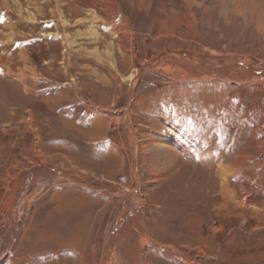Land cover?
<instances>
[{
  "label": "rangeland",
  "instance_id": "374dc122",
  "mask_svg": "<svg viewBox=\"0 0 264 264\" xmlns=\"http://www.w3.org/2000/svg\"><path fill=\"white\" fill-rule=\"evenodd\" d=\"M0 205V264H105L132 210L144 264H264V0H0Z\"/></svg>",
  "mask_w": 264,
  "mask_h": 264
},
{
  "label": "bare ground",
  "instance_id": "6f19581e",
  "mask_svg": "<svg viewBox=\"0 0 264 264\" xmlns=\"http://www.w3.org/2000/svg\"><path fill=\"white\" fill-rule=\"evenodd\" d=\"M69 44V43H68ZM66 47H68V45L66 46ZM68 49V48H67ZM169 52H172L173 54H182V53H180V52H178V51H169ZM163 54H164V52H163ZM163 54H161V57L163 56ZM183 55H185V54H183ZM187 56V55H186ZM187 59H190V60H192L193 62H196L198 65H200V64H202L201 62H197V60L196 59H194L193 57H191V56H187ZM189 61V60H188ZM190 62V61H189ZM245 64V65H244ZM241 63V64H236V65H233L232 67H224V68H222V67H218V66H215V65H213V64H208L207 63V65H206V70H205V74L208 76V77H230L229 75H228V73H234V72H236V73H238L239 72V70H242V69H244V68H248V69H252V67H250V64L249 65H246L247 63ZM148 67V66H147ZM143 68V70L141 71V70H138L137 71V75H135V76H132L131 77V79H130V81L132 82V84H134V82L136 81V79H137V77L138 76H140L141 75V73H143L146 69H148V68ZM150 68V67H149ZM252 71H254V72H256L257 70H251V72ZM258 72V71H257ZM253 74H255V73H253ZM171 76H173V77H177V75H174V74H170ZM247 75V74H246ZM253 77H257V76H253ZM177 78H179V77H177ZM133 86V85H132ZM132 92H133V87H131V90H130V94H132ZM128 117V116H127ZM133 134V133H132ZM136 146V141H134V147ZM134 149V148H133ZM43 168L45 167V166H42ZM220 168V167H219ZM134 171H135V173L137 172V170H136V165L134 164ZM219 171H222L221 169L219 170ZM61 173H63V174H65V175H68L69 177H71V173H66V172H63V171H61ZM36 174H38V173H36ZM74 174V173H73ZM137 174V173H136ZM51 175H53V176H56V175H60V172L57 170V171H53L52 172V174ZM73 178H74V176H73ZM220 181H221V184H222V189H223V191L224 192H226V185H225V180H224V176L221 174L220 175ZM74 180H76V181H79V182H82V183H85L86 185H88V186H92V187H95V188H106L107 187V185H104V182H100V181H94L95 179H90L89 177L88 178H86V177H84V176H80V177H76V178H74ZM95 182L97 183V184H95ZM16 183V182H15ZM12 188V187H11ZM108 188H109V190H110V188H111V190L112 189H114L113 187H111V186H108ZM14 189V188H13ZM11 190L10 192H11V194L10 195H8V197H6V199H5V202H4V204H3V210H5L6 208H8V209H10V213L12 214V215H14L15 216V214H16V209H17V203H18V201H17V199H18V195H19V192H17L16 191V194H15V190ZM107 189V188H106ZM122 190V192H123V189H121ZM222 191V192H223ZM126 192V191H125ZM221 192V193H222ZM13 197H14V200H13ZM247 201V199L246 200H244L243 202H246ZM1 206V205H0ZM2 211V210H1ZM119 221L120 222H123V225H120L119 226V223L120 222H118L117 223V225L115 226V227H113V229H112V231H114L113 232V234H114V236L116 235V234H118V233H120L121 231H122V234H125V233H127V226L128 225H126V222H128L127 224H130V229H129V234L131 235V234H133V240H129V242H128V249L127 250H125L126 251V253H125V255H124V253H122V254H119V252H118V250L117 249H114V250H117L116 252H115V256L112 258V252L109 250V253H108V256H107V261L108 262H110L111 264H121V262H119V261H122L123 262V264H125V262H126V264H144V263H142L141 262V254H142V251H140V249H139V243L142 245L143 244V242H145L146 241V239H145V236H144V234H143V232H141L140 234L138 233L139 232V230H141V229H144V225L141 223V221H140V219H139V217H138V213H137V210H135V212H134V210H132V211H128V214L126 215V216H124V212H122V213H119ZM136 217H138V223H137V228H139L138 230H136L137 228H136V222H133L134 220H136ZM124 218V219H123ZM124 220V221H123ZM132 221V222H131ZM120 230V231H119ZM15 230L14 229H12L11 230V232L13 233ZM118 232V233H117ZM113 234H112V236H113ZM11 235V234H10ZM172 235V234H171ZM117 237V236H116ZM161 237V236H160ZM169 237V236H168ZM4 240V239H3ZM6 240V239H5ZM8 240H11V238L9 239L8 238ZM174 240V239H173ZM132 242H135V244L137 245V246H135ZM119 251H120V249H119ZM121 253V252H120ZM0 257H1V253H0ZM124 257H128L127 259L128 260H126L125 261V258ZM183 259V260H182ZM124 260V261H123ZM183 261V263H185L184 261H186V260H184V258L183 257H181V259H180V261ZM107 262V264H110V263H108ZM187 263V262H186Z\"/></svg>",
  "mask_w": 264,
  "mask_h": 264
},
{
  "label": "water",
  "instance_id": "95a60500",
  "mask_svg": "<svg viewBox=\"0 0 264 264\" xmlns=\"http://www.w3.org/2000/svg\"><path fill=\"white\" fill-rule=\"evenodd\" d=\"M254 70H255V69H254ZM256 73H259V74H260V72H257V71H256ZM259 74H256V75H259ZM129 126H130V124H129ZM130 127H131V126H130ZM31 170H32V169H30V170H28V171H31ZM27 174H28L27 176H30V177L33 175L31 172H30V173L27 172ZM30 177H29V178H30ZM84 177H86V176H84ZM86 178H88V177H86Z\"/></svg>",
  "mask_w": 264,
  "mask_h": 264
},
{
  "label": "crops",
  "instance_id": "0c3cea01",
  "mask_svg": "<svg viewBox=\"0 0 264 264\" xmlns=\"http://www.w3.org/2000/svg\"><path fill=\"white\" fill-rule=\"evenodd\" d=\"M112 258H113V257H112ZM107 260H108V259L106 258V263H105V264H107V262H108Z\"/></svg>",
  "mask_w": 264,
  "mask_h": 264
}]
</instances>
